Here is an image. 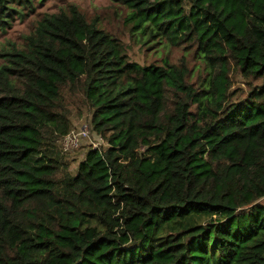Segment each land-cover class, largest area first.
Returning <instances> with one entry per match:
<instances>
[{
    "label": "trees",
    "instance_id": "trees-1",
    "mask_svg": "<svg viewBox=\"0 0 264 264\" xmlns=\"http://www.w3.org/2000/svg\"><path fill=\"white\" fill-rule=\"evenodd\" d=\"M33 1L0 0V29ZM120 1L143 43L194 46L206 77L131 61L72 4L1 53L0 264H264V0ZM65 89L106 144L73 174Z\"/></svg>",
    "mask_w": 264,
    "mask_h": 264
},
{
    "label": "rangeland",
    "instance_id": "rangeland-1",
    "mask_svg": "<svg viewBox=\"0 0 264 264\" xmlns=\"http://www.w3.org/2000/svg\"><path fill=\"white\" fill-rule=\"evenodd\" d=\"M70 4L77 6L88 21H95L100 28L117 37L131 61L141 65H162L165 61L170 64H183L191 72L190 82L204 81V64L195 53L194 46L188 43L175 45L166 38L143 43L139 34L132 29L127 5L120 0H34L32 9H26L19 15L15 14L4 30L0 29V54L12 47L23 49L24 37L33 31L43 15L57 14ZM226 84L228 94L237 98L246 96L255 81L244 76L238 67L230 62L227 66ZM61 93L62 120L65 121L69 133L62 139L59 137L56 145L67 171L73 174L89 149L105 147L106 144L92 130L91 110L83 97L67 89ZM259 202L264 203V198Z\"/></svg>",
    "mask_w": 264,
    "mask_h": 264
}]
</instances>
